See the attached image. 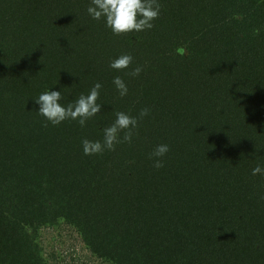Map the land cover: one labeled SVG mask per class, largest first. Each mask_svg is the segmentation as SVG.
Segmentation results:
<instances>
[{
	"label": "trees",
	"instance_id": "1",
	"mask_svg": "<svg viewBox=\"0 0 264 264\" xmlns=\"http://www.w3.org/2000/svg\"><path fill=\"white\" fill-rule=\"evenodd\" d=\"M158 3L151 30L117 36L90 0H0V264H49L39 233L63 222L110 264H264V0ZM97 82L83 128L34 110L51 87L67 106ZM144 108L130 143L83 154Z\"/></svg>",
	"mask_w": 264,
	"mask_h": 264
},
{
	"label": "clouds",
	"instance_id": "2",
	"mask_svg": "<svg viewBox=\"0 0 264 264\" xmlns=\"http://www.w3.org/2000/svg\"><path fill=\"white\" fill-rule=\"evenodd\" d=\"M88 15L93 20L103 19L105 26L111 30L113 35H121L130 32H140L151 30L154 27L153 21L160 15V6L158 0H90L87 9ZM133 57L129 54H123L113 59L109 67L115 71L127 69L132 63ZM142 68L137 66L130 73L132 76H139ZM113 84L120 97L128 95V87L121 77L116 76ZM101 83L97 82L90 89L87 95L81 94L78 99L67 106L62 105L63 99L60 90H53V87L40 93L34 102V110L45 120V124L52 126L60 125L66 120H73L83 128L87 122L101 112L102 104L97 103ZM150 114V109L144 108L139 116H131L125 112H116L114 122L102 129V140L81 141L83 154L85 156L99 155L104 151H114L118 143L131 142L133 139V129L138 127L139 121ZM123 132V138L120 133ZM168 144L157 145L150 159L153 161V167L161 168L164 166L163 158L169 152ZM264 174V168L257 166L252 169V175Z\"/></svg>",
	"mask_w": 264,
	"mask_h": 264
},
{
	"label": "rangeland",
	"instance_id": "3",
	"mask_svg": "<svg viewBox=\"0 0 264 264\" xmlns=\"http://www.w3.org/2000/svg\"><path fill=\"white\" fill-rule=\"evenodd\" d=\"M39 234L49 264H110L93 255L80 234L64 222L44 228Z\"/></svg>",
	"mask_w": 264,
	"mask_h": 264
}]
</instances>
